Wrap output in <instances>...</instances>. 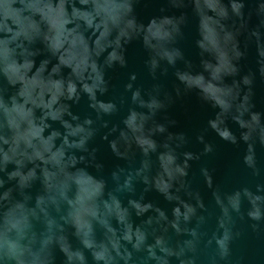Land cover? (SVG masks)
<instances>
[{"label": "water", "instance_id": "obj_1", "mask_svg": "<svg viewBox=\"0 0 264 264\" xmlns=\"http://www.w3.org/2000/svg\"><path fill=\"white\" fill-rule=\"evenodd\" d=\"M0 264H264V0H0Z\"/></svg>", "mask_w": 264, "mask_h": 264}]
</instances>
